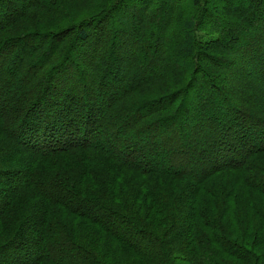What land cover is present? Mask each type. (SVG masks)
I'll return each mask as SVG.
<instances>
[{
  "label": "trees",
  "instance_id": "trees-1",
  "mask_svg": "<svg viewBox=\"0 0 264 264\" xmlns=\"http://www.w3.org/2000/svg\"><path fill=\"white\" fill-rule=\"evenodd\" d=\"M230 1L89 0L76 8L81 0H10L0 6V141L24 163L0 171L11 180L0 184V264H102L99 257L200 264L194 262L202 251L235 259L217 233L226 232L221 218L231 220L241 204L258 207L264 232V0ZM151 12L162 23L158 54L146 43L147 52L126 49L114 77L94 66L92 85L80 79L65 92L74 69L64 68L66 55L89 44L88 30L102 29L114 15L122 25H145ZM88 49L85 57L99 56L103 64L117 58L101 46ZM53 72L65 73V81L56 84ZM106 81L114 92L100 94L96 88L106 89ZM230 87L236 94H228ZM84 101L90 106L81 109ZM102 108L103 119L91 120ZM198 116L209 121L197 124ZM179 126L187 128L186 138ZM3 154L0 159L14 156ZM196 231L211 245L197 249L203 240L191 239ZM10 249L17 256L1 254ZM246 257L234 262L261 261L250 250Z\"/></svg>",
  "mask_w": 264,
  "mask_h": 264
},
{
  "label": "rangeland",
  "instance_id": "rangeland-1",
  "mask_svg": "<svg viewBox=\"0 0 264 264\" xmlns=\"http://www.w3.org/2000/svg\"><path fill=\"white\" fill-rule=\"evenodd\" d=\"M9 1L10 0H0V6H2V4L5 5L7 3H10ZM235 1L236 0H231L230 3L233 4ZM88 3H89V0H85V1L81 0L80 4L76 8H79L81 6L83 7V6H85L84 4H88ZM184 4H185V2L183 3V5ZM174 7H177V6L174 5ZM81 10H83V13L85 12L84 9H81ZM61 11H66V10L65 9H61L60 12ZM206 12H207L206 10L201 12V15H203L205 17V15H207ZM0 13L1 14L3 13L1 8H0ZM79 14H81V12ZM147 15L148 16L145 17V22H146L145 25H139L138 23L135 22V20H132V23L130 25H122L120 23L121 18H116L115 17L116 15H114L113 19H110L107 22L106 25H103L102 29L95 28V30H91L90 32L88 30V33L91 35L92 39H93V36L98 34L97 39L96 40H92L91 39V41L89 42L88 45L85 44V46L87 48L85 46H83L82 48H80L79 46H76V47H73L69 51V54L66 55V60L64 61L65 62L64 68H66L68 65H70V66L72 65V67H74V69L72 70V72H70V77L66 81L64 80L66 78V74L65 73L60 74V73H57V72H53L52 76L54 77V79H56L55 83L58 84L59 82H64L65 81V85H66V87L64 88V89H66L65 92H71V90L68 87V84L70 85V84H73V83H76V82H78L80 84V79L81 80L84 79V81L87 84L89 83L90 85H92V77H93L92 68L94 66H95V68L97 67L98 69H100V68H102L103 70L107 69V76L109 78H112V77H114L117 74V72H118V70L120 68V64H121L120 61H121V59H123V57L120 56V55H123V53H125L126 49H130V48L134 49L135 47H140V48L142 47L141 53L142 52H147V50L143 51V45L145 43H146V45H148V47L149 46L151 47L150 49L147 48L148 50H152V51L154 50L153 52L152 51L151 52L152 53L155 52L156 54H158L159 50H160V47L163 48V46L160 45L161 41L158 38V36L160 34V27H162V23H161L160 19L156 18L152 14V12L147 14ZM120 17H121V15H120ZM165 18H166V15H165ZM207 20H209V18H207ZM212 21H213V19H212ZM239 22H241V21H239ZM239 22L236 23V24L241 25L242 23H239ZM129 23L127 22V24H129ZM236 24L234 23V24H231V25H236ZM258 26L260 27V24H258ZM120 27H122V29H121V31H118V29ZM233 28H235V26H230V25H228V26L226 25L225 26V29L227 31L228 30L233 31L234 30ZM124 29H125V32H124ZM241 29H242V27H241ZM244 36L245 35L241 31H240L239 34H236V38H239L240 40H242L244 38ZM70 39L71 40H70L69 46L70 45L73 46L74 43L73 44L71 43V41L73 39L71 37H70ZM234 42H235V40L229 39V43L230 44H232ZM238 43L239 42H236L235 44H238ZM31 44L34 45V47H31L32 49H34L35 46H36V41H33ZM67 44H68V42L66 43V45ZM235 44H233V46H235ZM90 45H91V48H96V47L101 46L102 47L101 51H106L105 52L106 54H109L110 56L112 55L113 57L117 56V58H114L115 60H111L110 59V61L107 64H103L105 62H104V60H99V56L95 57V55H94L93 57H91V59H90V56H86L85 57L84 53L87 50H88L87 52H89L88 47ZM158 46H160V47H158ZM235 47H236V49L240 48L239 51L246 50V48H243L242 46H240L238 48H237V46H235ZM233 49H234V47H233ZM263 49H264V47H263ZM83 54H84V56H83ZM145 54H147V53H144L143 55H141V59H140L139 62H141V61H143L145 59ZM81 56H83L85 59L84 58L81 59ZM12 59H13V57L8 58L7 62L12 61ZM232 59L233 58L231 57V58H228L226 60H228V62H229ZM79 60H81L82 65L78 64ZM144 61H146V60H144ZM240 67H241V65L238 68L240 69ZM115 68H118V69L115 70ZM241 70L242 69H240V71ZM57 78H58V80H57ZM0 79H1V77H0ZM106 82H107L106 86H105L106 89L105 88H102V89L96 88V91H100V94H102L101 93L102 90H106V93H108V91L114 92L113 84L111 82H108V81H106ZM1 86L2 87L4 86V88H5V85H4V83L2 81H0V88H2ZM61 89L63 90V85L61 86ZM229 89H230V92L228 94H233V95L236 94L235 93L236 91H234L233 87H230ZM154 90H156V89H154ZM96 91L92 94V97H94V99H96V101L98 102L102 98L99 96V94ZM103 94L105 95V92H103ZM137 95H139V94H136L135 96H137ZM143 95H145V94H143ZM146 96H147V94L145 95V97ZM212 100L213 101H211L210 104H209L210 106H213V105L216 104L213 98H212ZM88 101L91 103L93 100L91 99V100H88ZM88 101H84V104H82V106H80L81 109H85L87 107L86 104L89 105ZM62 102H63V100L61 99L57 103V105L55 107L58 108V105L61 104ZM103 102H104V100H103ZM139 103H140V98L137 99L135 103L132 102V104L130 106L131 109L138 107ZM131 109H129V110H131ZM79 112H81V111H79ZM98 112H99V114L98 115L95 114V116H93L91 118V120H95L96 119V120H100L101 121L103 119V116L105 114V109L102 108V110H98ZM74 114H76V112ZM196 118H197V121L195 119L194 122H197V124H201V125L204 124L205 122L209 121L208 117L202 118V117L198 116ZM183 120H184V118H183ZM13 125L15 126V125H17V123L14 122ZM58 125L60 127V124H58ZM182 126H185V125L183 124ZM182 126H179L181 128V129L179 128V130H182V128H185V127H182ZM22 129H24L22 131L24 136H30L29 133H28L29 130L27 131L26 127H23ZM185 130H187V128ZM185 130H182L180 132L182 138L183 137L186 138ZM20 133H21V131H20ZM122 136H125V135H122ZM17 137H19V136L16 133V138ZM133 137H136V136H133ZM133 137L129 138L130 142H132V138ZM16 138H13V140L16 139ZM16 142H17L18 146H22L17 140H16ZM199 144H202V143L200 142ZM199 146L200 145H198V147ZM9 148L10 147H8L6 145V142L2 143L0 141V155L3 154V153L4 154L5 153L6 154L12 153V155L14 154V156L11 157L12 159H8V157H9L8 155H6L5 159H0V171H5L6 172V171L12 170V169L13 170L14 169L15 170H18V169L21 170V165H23L24 163H21V160H20V162H16L18 160V158H19L16 155L17 152H15L12 149L8 150ZM156 150H157V155H158V152L160 153V151L158 150V148H156ZM164 155L165 154L162 153L161 155H159V157L160 156L162 157ZM0 173H1L0 174V184L1 185H6V183L8 182L7 179H9L7 177L8 174H3V172H0ZM9 181H11V180L9 179ZM1 187H5V186H1ZM1 187H0V189H2ZM254 209L258 210V207H256L253 203H251L250 207L246 206L245 208H243V205L241 204L240 207L237 209L238 214L237 215L234 214L235 216L232 217L231 220L229 218L228 219L225 218L224 220L221 218V221H219V222H221L222 225H220V226L222 227L223 230L225 229L226 232L225 233L224 232H219V233H217V236L219 238L218 241H220L222 243V245H224L227 248V251L233 252L232 253L233 255H231V256H233L235 259L236 258H240V261H244L245 262L246 259H247V257H246L247 250H250V253H253L255 256H259L261 258V261L259 262L258 260H256L255 264H264V261H263V259L261 257V252H264V236H263L264 232L262 230V225H261V227H259V225L261 223V218H260L261 216H259V212L258 211L255 212ZM262 211L264 212V210H262ZM207 218L210 219L209 216H207ZM248 219L249 220L255 219V220H254V222L252 221V223H249L247 221ZM257 222H259V223H257ZM116 225H119V223H116ZM233 228L235 230H237V233H235L233 231V234L231 236V233L227 229H233ZM258 229L260 231H258ZM202 230L206 231L205 229H202ZM255 230H257V231L255 232ZM246 231H248L247 235L245 234ZM198 235L199 234H197V231H196V233L193 234L191 239H194ZM233 235H235L236 238H239L241 236L242 239H245V243L246 244L242 245L239 241H237L235 239V237ZM198 237L201 238L203 241L201 242L200 245L199 244H195L197 249H204L205 244H207V246L211 245V240L212 239H210L208 235H200ZM83 238L85 240L87 239L86 236H84ZM83 238H82V241H85V240H83ZM142 239H145V238H142ZM255 242L257 243L256 246L253 245ZM88 245L92 246L91 244H88ZM176 246H178V245L176 244ZM102 248H103V250H105L104 247H102ZM190 248H193V245ZM146 249H147L148 252H153L152 251L153 249H151V248H146ZM11 253H13V254H11ZM1 254L6 256V257H9V259H11V257L13 255L17 256V253L14 250H11V249L7 250L6 252H2ZM201 255H203V259H202L203 261L198 260ZM18 256H20V254H18ZM81 257L86 260L88 256L86 255V256H81ZM99 258H100V261L102 262V264H122V263L123 264H139L138 261L134 262L133 260H130V259H125L123 261H119L118 260V262H117V260L107 261L106 259H102V257H99ZM195 259H197V261L194 262V263H200V264H210V263H212V264H237L236 262H234L235 259L230 258L227 255H224L222 252H220L218 255H212V254H210L208 252L202 251L201 253H199L197 255V258H195ZM67 260H68V262L70 261L69 258ZM85 260H82V261H85ZM69 264H71V263L69 262ZM80 264H84V262H82ZM180 264H183V263H180ZM186 264H188V263H186ZM191 264H193V263H191Z\"/></svg>",
  "mask_w": 264,
  "mask_h": 264
}]
</instances>
